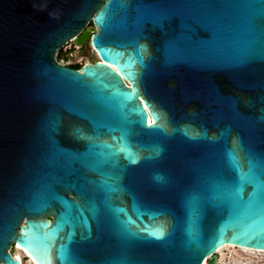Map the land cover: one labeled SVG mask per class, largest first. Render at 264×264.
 Masks as SVG:
<instances>
[{
    "label": "water",
    "instance_id": "95a60500",
    "mask_svg": "<svg viewBox=\"0 0 264 264\" xmlns=\"http://www.w3.org/2000/svg\"><path fill=\"white\" fill-rule=\"evenodd\" d=\"M233 150L264 184V0H0V264L264 251Z\"/></svg>",
    "mask_w": 264,
    "mask_h": 264
},
{
    "label": "snow or ice",
    "instance_id": "6c2138e0",
    "mask_svg": "<svg viewBox=\"0 0 264 264\" xmlns=\"http://www.w3.org/2000/svg\"><path fill=\"white\" fill-rule=\"evenodd\" d=\"M147 51H148V49H147L146 45H143L139 49H137V56H138L139 62L141 64L144 63V54L147 53ZM158 127L162 128L163 125H160ZM73 135H75L77 137H80V136H82V132H81L80 129L77 128V129H74ZM227 158H228V161H229L230 165L232 166V168L239 172V181H240L241 186H242L243 183L254 184L256 186V191H254L251 196H258L259 192L262 189H264V184H262L258 180V178L256 177V174L253 171V166H251V164H250L249 170L247 172L241 171L240 170L239 159H238V156L235 153V150L230 151L227 154ZM133 162H135V160H133ZM223 190L225 192H227L231 197L238 198L240 196L241 191H242V187H240V186L233 187V186H230V185L225 183V184H223ZM61 202L64 203L67 206V202L66 201H61ZM116 211H121V210L118 209ZM60 219L64 223L67 222V220L63 216ZM61 226H62L61 224H58L57 225V229L53 230V234H55V232L58 231ZM133 235H135V233H133ZM151 235L154 236L156 239H161L163 237V235H164L163 227H161L157 231L152 232ZM236 239H238V238H236ZM255 239H256V237L253 236V237H251L249 239L240 240L239 242L241 243L242 246L243 245H248V246L257 247V248H259L261 250H264V246H253L252 240H255ZM66 252H67L66 246L61 245V247L59 249V254H60V259L62 261L67 258L66 257Z\"/></svg>",
    "mask_w": 264,
    "mask_h": 264
},
{
    "label": "bare ground",
    "instance_id": "6f19581e",
    "mask_svg": "<svg viewBox=\"0 0 264 264\" xmlns=\"http://www.w3.org/2000/svg\"><path fill=\"white\" fill-rule=\"evenodd\" d=\"M11 254L19 259L20 264H34L20 250L13 248ZM202 264H207V260ZM217 264H264V251L226 245L217 250Z\"/></svg>",
    "mask_w": 264,
    "mask_h": 264
},
{
    "label": "trees",
    "instance_id": "16d2710c",
    "mask_svg": "<svg viewBox=\"0 0 264 264\" xmlns=\"http://www.w3.org/2000/svg\"><path fill=\"white\" fill-rule=\"evenodd\" d=\"M69 66H71V67H73V68H75V69H79L80 67L79 66H77V65H69Z\"/></svg>",
    "mask_w": 264,
    "mask_h": 264
},
{
    "label": "built area",
    "instance_id": "2783aa9c",
    "mask_svg": "<svg viewBox=\"0 0 264 264\" xmlns=\"http://www.w3.org/2000/svg\"><path fill=\"white\" fill-rule=\"evenodd\" d=\"M13 258H15V257L13 256Z\"/></svg>",
    "mask_w": 264,
    "mask_h": 264
},
{
    "label": "flooded vegetation",
    "instance_id": "af4514ba",
    "mask_svg": "<svg viewBox=\"0 0 264 264\" xmlns=\"http://www.w3.org/2000/svg\"><path fill=\"white\" fill-rule=\"evenodd\" d=\"M67 65V64H66Z\"/></svg>",
    "mask_w": 264,
    "mask_h": 264
}]
</instances>
